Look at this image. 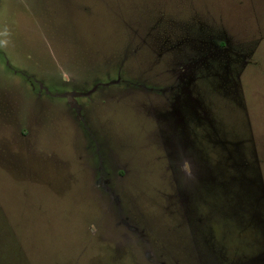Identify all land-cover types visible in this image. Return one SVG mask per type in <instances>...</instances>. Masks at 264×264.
Here are the masks:
<instances>
[{
	"label": "rangeland",
	"instance_id": "obj_1",
	"mask_svg": "<svg viewBox=\"0 0 264 264\" xmlns=\"http://www.w3.org/2000/svg\"><path fill=\"white\" fill-rule=\"evenodd\" d=\"M0 264H264V0H0Z\"/></svg>",
	"mask_w": 264,
	"mask_h": 264
}]
</instances>
